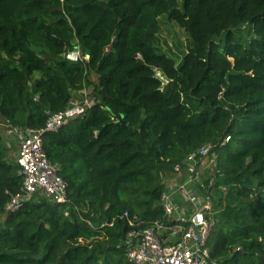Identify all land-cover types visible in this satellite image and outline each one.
I'll return each mask as SVG.
<instances>
[{
  "label": "trees",
  "instance_id": "16d2710c",
  "mask_svg": "<svg viewBox=\"0 0 264 264\" xmlns=\"http://www.w3.org/2000/svg\"><path fill=\"white\" fill-rule=\"evenodd\" d=\"M163 16L190 39L178 60ZM75 40L86 60L63 57ZM91 83L83 113L43 134L67 204L5 209L23 177L0 133V264H133L128 218L165 220L164 177L206 144L223 172L209 261L264 264V0H0L2 118L41 127Z\"/></svg>",
  "mask_w": 264,
  "mask_h": 264
},
{
  "label": "built area",
  "instance_id": "2783aa9c",
  "mask_svg": "<svg viewBox=\"0 0 264 264\" xmlns=\"http://www.w3.org/2000/svg\"><path fill=\"white\" fill-rule=\"evenodd\" d=\"M63 57L71 61L86 60L77 40L72 48H66ZM78 99L72 98L66 107L47 111L43 126L31 127L12 124L0 116L2 136L17 145L15 162L20 167L22 185L15 193H9L6 210H17L37 196L52 203L67 204V183L58 174V163L45 155L43 134L56 131L68 120L83 113L92 103L85 89ZM229 140L226 136L224 142ZM172 184H167L160 196L165 220L155 219L149 224L139 217L128 218L131 226L122 244L128 261L133 264H215L209 261L207 239L213 224V200L211 186L223 176L217 165V156L211 144L190 152L184 165L177 164L170 174ZM63 214L68 215L67 207ZM124 216H128L127 211Z\"/></svg>",
  "mask_w": 264,
  "mask_h": 264
},
{
  "label": "rangeland",
  "instance_id": "374dc122",
  "mask_svg": "<svg viewBox=\"0 0 264 264\" xmlns=\"http://www.w3.org/2000/svg\"><path fill=\"white\" fill-rule=\"evenodd\" d=\"M161 28L159 32V39H158V46L160 49L165 51L167 54L179 59L178 56V48H185L189 43V37L183 31V29L174 21L168 20L166 17L160 18ZM177 55V56H176ZM38 76V74H36ZM91 81L95 83V77H91ZM93 83H91L86 90V92L90 95V92L93 89ZM80 94H74L73 98L78 99ZM1 133V129H0ZM3 144L5 147V158L8 161L15 162L16 150L17 145L13 140H9L10 142L7 144L8 141L2 136ZM165 185L172 184L173 179L171 176L164 177ZM1 218V217H0Z\"/></svg>",
  "mask_w": 264,
  "mask_h": 264
}]
</instances>
